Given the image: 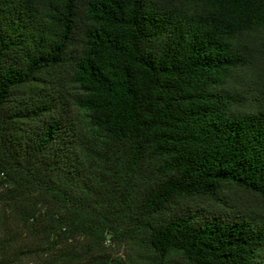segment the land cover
I'll return each mask as SVG.
<instances>
[{"label": "trees", "instance_id": "obj_1", "mask_svg": "<svg viewBox=\"0 0 264 264\" xmlns=\"http://www.w3.org/2000/svg\"><path fill=\"white\" fill-rule=\"evenodd\" d=\"M261 29L264 0H0L2 255L125 264L108 235L148 264H264V90L230 86ZM226 186L256 205L188 203Z\"/></svg>", "mask_w": 264, "mask_h": 264}, {"label": "rangeland", "instance_id": "obj_2", "mask_svg": "<svg viewBox=\"0 0 264 264\" xmlns=\"http://www.w3.org/2000/svg\"><path fill=\"white\" fill-rule=\"evenodd\" d=\"M250 56L253 62L249 69L241 71L237 78L230 82V86L240 95L244 97L242 101H248L258 95L257 92L264 90V73L262 71V64L260 63V50L264 47V29L250 35L247 39ZM64 91L67 93L65 96L69 99L68 93H73V88L67 84H63ZM254 94V95H253ZM76 113V111H74ZM221 202L209 199L195 198L189 200V205L196 209L205 210H221L228 209L229 206L234 205L238 208H245L253 206L255 203L254 197L246 192L239 190L233 186H226L221 193ZM256 205V203H255ZM14 227V222L10 213L0 204V264H31V262L39 261V255H21L18 259H14L12 256H3L2 249L11 248L16 246L18 239L16 234L13 235L10 232ZM23 248V247H22ZM20 248L21 250H24ZM101 251L109 254L111 257L116 258L118 261L125 264H148V259L151 257V252L137 244L134 240H131L124 236H117L110 238L105 235L102 242ZM8 258V262L4 260ZM164 264H187L181 257L176 254H171Z\"/></svg>", "mask_w": 264, "mask_h": 264}]
</instances>
